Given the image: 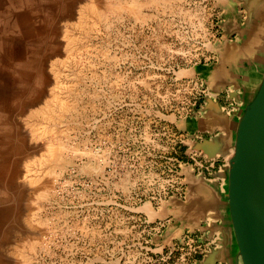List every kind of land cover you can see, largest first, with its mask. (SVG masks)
Returning <instances> with one entry per match:
<instances>
[{
  "label": "rangeland",
  "instance_id": "1",
  "mask_svg": "<svg viewBox=\"0 0 264 264\" xmlns=\"http://www.w3.org/2000/svg\"><path fill=\"white\" fill-rule=\"evenodd\" d=\"M98 1L122 6L98 19L90 0H0V264H194L216 247L215 234H168L174 221L155 217L184 200L182 165L221 184L225 158L191 148L200 136L177 122L200 114L210 94L194 69L215 61L218 23L240 8ZM54 92L64 105L48 117Z\"/></svg>",
  "mask_w": 264,
  "mask_h": 264
},
{
  "label": "water",
  "instance_id": "2",
  "mask_svg": "<svg viewBox=\"0 0 264 264\" xmlns=\"http://www.w3.org/2000/svg\"><path fill=\"white\" fill-rule=\"evenodd\" d=\"M236 2L245 14L243 24L239 22L240 13L237 14L238 23L233 22V13L237 12L233 5L230 10L224 7L225 17L218 23L222 41L213 46V51L221 65L226 63L225 57L227 62L230 60L229 53L237 45L244 49L252 46L255 36L250 31L256 21L264 18V0ZM234 33H237V40L233 41ZM216 65L212 63L205 67L208 69ZM205 67L194 69L210 94L204 98L200 113L205 114L211 106L216 107L223 117L235 119V128L233 136L225 129L224 134L219 133L190 145L207 158H225L226 163L215 173L221 184L216 179L196 176L189 166L182 165L179 174L184 177L185 198L171 197L162 204L156 217L164 218L171 214L174 222L169 227L180 226L178 231L199 228L203 239L216 235V247L194 264H264V69L254 91L247 94L241 90L239 94L231 82L217 87L208 84L200 75V70ZM226 89L228 99L234 101L229 113L223 111L214 98ZM205 221L207 223L202 225ZM170 232L168 229L167 233Z\"/></svg>",
  "mask_w": 264,
  "mask_h": 264
},
{
  "label": "crops",
  "instance_id": "3",
  "mask_svg": "<svg viewBox=\"0 0 264 264\" xmlns=\"http://www.w3.org/2000/svg\"><path fill=\"white\" fill-rule=\"evenodd\" d=\"M213 1H215V3L217 2L216 0ZM238 13L241 14V21H239L237 16ZM233 14V22L238 23L239 21L240 24H243L245 17L243 11L240 9ZM250 32L251 35L255 36L251 42L252 46L250 48L244 49L241 45H237V48L229 53L230 57H228V59L230 60L228 62L225 57L226 63L224 62V65L219 63L217 57L214 62L202 65L205 67L212 63L217 64L215 67L208 69L205 67L200 70V75H202L212 87L231 82L235 86V91L239 94L241 90H244L247 94H251L254 91L260 80L261 71L264 69V18L256 21L253 25V30ZM234 36L235 40H237V33H234ZM221 61H223V59ZM199 80L202 81L201 79ZM222 92L223 91L219 92L214 98H216L217 104L224 111V100L226 96H222ZM177 125L181 128L180 130L187 131L190 136L198 134L200 139L204 141L219 133L224 134L225 129L231 131V136H233L235 119L223 117L217 110L214 111L213 109H209L205 114L200 113L195 116L187 117L182 121H178ZM169 216L172 219L171 214L167 215V217ZM155 218L156 220L160 219L157 217ZM179 227L180 226L176 229ZM176 229L174 228L169 234L173 233Z\"/></svg>",
  "mask_w": 264,
  "mask_h": 264
},
{
  "label": "bare ground",
  "instance_id": "4",
  "mask_svg": "<svg viewBox=\"0 0 264 264\" xmlns=\"http://www.w3.org/2000/svg\"><path fill=\"white\" fill-rule=\"evenodd\" d=\"M127 5H128L127 8H128V10L130 12L135 13V14L138 13V11H139V3L137 1H129ZM121 6L122 5H119L116 1L114 3H110V2H105V1L90 0L89 4L86 7V10L90 14L89 16H94V17H97L98 19H105L108 12L113 11V10H117ZM85 13H86V11H85ZM75 40H76V38L74 39L73 42H75ZM78 40H76V41H78ZM81 41H82V39H81ZM73 42L70 41L68 43H72L74 45L77 44V43H73ZM69 46H73V45H69ZM56 74L58 75L59 73H57V71H56V73L54 74V76ZM51 98L53 99L54 103L51 106H49L50 108L48 110L41 111L43 115H46L48 117H52V116L57 115L59 113V111L61 110V105H64V102L63 101L65 100L63 96L57 95L55 92L52 94V97ZM210 109H213L214 111L216 110L213 106H211ZM47 129H49V128L47 127ZM49 149H50V151H48L47 156L48 157H54V156H56V153H54L56 150L53 151V150H51V148H49ZM45 160H46V158H44L41 163L45 162ZM46 174H47V177L46 178L48 179V177H50L51 175L49 174L50 176H48V173H45L44 175H46ZM43 176H42V178L40 176H35L33 178L34 183L37 182V181L40 183V185H36V187H37L36 190H38V192H36V195L37 196H40V197L45 196V194L47 193V189L49 188V185L51 183L50 182L51 180L49 181L50 178L48 180H46V179H43ZM40 178L42 179L41 180L42 182L39 181ZM30 182H31V184L33 183L32 181H30ZM37 183H35V184H37ZM31 207H32V205L30 204V208ZM29 210H31V209H29ZM29 212H32V211H29ZM26 239H29V238H26ZM24 242H25V240H24ZM27 242H28V245L26 244V246H28L27 248H29L30 250H32L33 248H35L34 246L36 245V243H38L35 240H29V241L27 240L26 243ZM29 249H28V251H30ZM26 255H24V254L23 255H20V257L22 259V264H26L27 263V260H28V257L29 256L27 255L28 256L27 257Z\"/></svg>",
  "mask_w": 264,
  "mask_h": 264
}]
</instances>
